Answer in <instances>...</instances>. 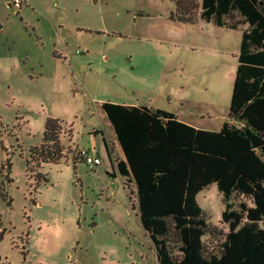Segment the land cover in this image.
Masks as SVG:
<instances>
[{
	"label": "rangeland",
	"instance_id": "rangeland-1",
	"mask_svg": "<svg viewBox=\"0 0 264 264\" xmlns=\"http://www.w3.org/2000/svg\"><path fill=\"white\" fill-rule=\"evenodd\" d=\"M174 8L172 0H0V264H159L137 195L103 138L114 129L102 104L180 110L218 130L246 27L237 13L226 19L238 29L175 21ZM49 117L62 120L64 153L39 163L32 147ZM110 144L118 159V142ZM39 171L48 181L36 188ZM196 199L210 225L204 246L217 252L228 231L223 195L211 183Z\"/></svg>",
	"mask_w": 264,
	"mask_h": 264
},
{
	"label": "trees",
	"instance_id": "trees-1",
	"mask_svg": "<svg viewBox=\"0 0 264 264\" xmlns=\"http://www.w3.org/2000/svg\"><path fill=\"white\" fill-rule=\"evenodd\" d=\"M172 1L175 21L238 29L226 19L237 13L246 24L227 120L218 130H207L179 120L173 111L106 101L102 108L124 153L116 168L130 195H137L159 264H264V0ZM63 126L60 118H48L43 143L32 147L39 163L63 157ZM5 163L10 181L11 159ZM26 163L30 170L29 159ZM34 177L36 188L48 181L41 171ZM211 183L223 195L221 222L228 226L217 252L204 246L210 225L196 199ZM235 195L249 197L252 205L241 201L236 207Z\"/></svg>",
	"mask_w": 264,
	"mask_h": 264
},
{
	"label": "crops",
	"instance_id": "crops-1",
	"mask_svg": "<svg viewBox=\"0 0 264 264\" xmlns=\"http://www.w3.org/2000/svg\"><path fill=\"white\" fill-rule=\"evenodd\" d=\"M180 22V21H179ZM200 22H203V21H198V22H196V23H200ZM184 23V22H183ZM211 23H213V22H211ZM191 24V23H190ZM214 24V23H213ZM217 26V25H216ZM220 27V26H219ZM238 51V50H237ZM237 54V53H236ZM129 105H133V104H129ZM142 105H147V104H142ZM147 106H150V107H153V108H160V107H158V106H153V105H147ZM176 114H177V116H178V118H179V120H181V121H183V122H185V123H187V124H190V125H192V126H195L196 128H201V129H207V130H209L208 128H204L203 126H201V124H200V122H196L194 119H191L190 117H187L186 116V114L185 113H183V112H180V110H178V111H176L175 112ZM223 119V118H222ZM225 120H227V117H226V119H224L223 121H222V124H223V122L225 121ZM221 124V125H222ZM221 127V126H220ZM102 133V132H101ZM111 137V138H110ZM103 138H105V140L107 141V144H108V146H109V148H111L112 149V147H111V144H110V140L113 142V145L115 146V149H116V144H117V142H118V139H117V136H116V134H115V131H114V135H112V136H107V137H103ZM118 144H119V142H118ZM119 148H120V151L117 153V158H123L124 157V153H123V150H122V147L120 146V144H119ZM116 151V150H115ZM111 156H112V162H113V164H114V166H115V168H116V157H113V151H111ZM116 170H117V168H116ZM117 172H118V170H117ZM120 175V174H119Z\"/></svg>",
	"mask_w": 264,
	"mask_h": 264
},
{
	"label": "built area",
	"instance_id": "built-area-1",
	"mask_svg": "<svg viewBox=\"0 0 264 264\" xmlns=\"http://www.w3.org/2000/svg\"><path fill=\"white\" fill-rule=\"evenodd\" d=\"M80 153L84 157L85 161L88 163L89 160H90V154H89L88 150L85 149V148H83V149H81ZM101 162L102 161H101V159L98 156H95L93 158V163H95V164H101Z\"/></svg>",
	"mask_w": 264,
	"mask_h": 264
}]
</instances>
